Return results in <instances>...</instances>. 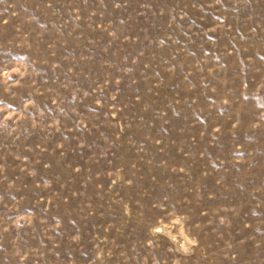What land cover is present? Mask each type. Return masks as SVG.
<instances>
[{"label": "rangeland", "instance_id": "1", "mask_svg": "<svg viewBox=\"0 0 264 264\" xmlns=\"http://www.w3.org/2000/svg\"><path fill=\"white\" fill-rule=\"evenodd\" d=\"M0 264H264V0H0Z\"/></svg>", "mask_w": 264, "mask_h": 264}]
</instances>
